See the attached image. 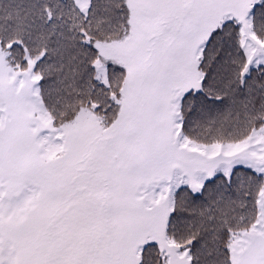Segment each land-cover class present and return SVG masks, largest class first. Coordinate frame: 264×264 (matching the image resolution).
Wrapping results in <instances>:
<instances>
[{
  "label": "snow or ice",
  "instance_id": "obj_1",
  "mask_svg": "<svg viewBox=\"0 0 264 264\" xmlns=\"http://www.w3.org/2000/svg\"><path fill=\"white\" fill-rule=\"evenodd\" d=\"M0 264H264V0H0Z\"/></svg>",
  "mask_w": 264,
  "mask_h": 264
}]
</instances>
